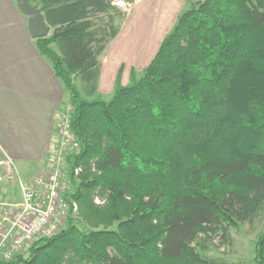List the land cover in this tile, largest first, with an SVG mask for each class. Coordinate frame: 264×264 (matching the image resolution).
I'll return each mask as SVG.
<instances>
[{
	"label": "trees",
	"instance_id": "16d2710c",
	"mask_svg": "<svg viewBox=\"0 0 264 264\" xmlns=\"http://www.w3.org/2000/svg\"><path fill=\"white\" fill-rule=\"evenodd\" d=\"M26 1L50 26L35 45L71 104L77 213L0 264H229L209 253L213 237L264 205V0L190 2L106 100L96 80L119 30L112 0ZM253 264H264V229Z\"/></svg>",
	"mask_w": 264,
	"mask_h": 264
},
{
	"label": "crops",
	"instance_id": "0c3cea01",
	"mask_svg": "<svg viewBox=\"0 0 264 264\" xmlns=\"http://www.w3.org/2000/svg\"><path fill=\"white\" fill-rule=\"evenodd\" d=\"M121 27L120 23L118 33L98 56L97 95L113 91L117 79L127 84L124 81L130 79L134 61L144 55L137 51L132 60L123 57L127 45L117 50L110 46ZM66 97L51 63L35 45L27 17L15 0H0V158L12 159L22 179L28 180L48 168L58 112ZM13 182V200L18 202L20 193L17 182ZM0 192L9 197L11 189L0 184Z\"/></svg>",
	"mask_w": 264,
	"mask_h": 264
},
{
	"label": "built area",
	"instance_id": "2783aa9c",
	"mask_svg": "<svg viewBox=\"0 0 264 264\" xmlns=\"http://www.w3.org/2000/svg\"><path fill=\"white\" fill-rule=\"evenodd\" d=\"M116 6L124 0H113ZM56 131L59 142L46 170L24 180L13 160L0 158V182L16 181L20 193L17 203L0 200V258L10 260L14 254H23L39 238L58 232L69 215L77 213V203L68 195L72 191L71 174L67 168V155L79 151L68 114L58 120ZM81 166L73 169L77 179ZM95 203L103 199L95 197Z\"/></svg>",
	"mask_w": 264,
	"mask_h": 264
},
{
	"label": "rangeland",
	"instance_id": "374dc122",
	"mask_svg": "<svg viewBox=\"0 0 264 264\" xmlns=\"http://www.w3.org/2000/svg\"><path fill=\"white\" fill-rule=\"evenodd\" d=\"M192 1L195 0H130L124 1L125 4L122 6L113 5L115 6L112 12L114 22L116 25L121 23L122 27L110 46L117 50L118 46L127 45L128 50H125L124 55H121L123 57H131L130 59L132 60H134L132 56L137 51H141L144 54L142 58L134 61L132 71L136 76L141 74L144 66L153 57L162 37L169 31L177 15L186 9ZM97 19L104 20L105 16L100 15ZM115 53L116 57H118L119 53L117 51ZM126 73L128 77L129 71L127 70ZM74 82L81 96L87 97L88 94L85 91L86 80L82 76H78L74 78ZM124 82L129 83L130 79ZM112 92L110 90L104 93L100 92L98 96L106 100L111 96ZM70 110L71 104L67 93V97L59 109L57 121L63 114L69 115ZM58 142L59 136L57 131H55L48 160L46 161L48 166L56 152ZM0 184L5 186V188L11 189L9 197L2 195L0 192V200L17 203L13 200L14 195L12 194L15 188L14 182L5 180L4 183L1 182ZM14 193L15 195L18 194L16 191ZM77 224L80 225L79 223ZM263 229L264 205L252 222L238 223L236 227L229 229V235L224 238H221L220 235H215L212 242L217 247L211 246L209 253L225 258L229 264H253L256 236ZM27 250L23 253L24 256L28 254Z\"/></svg>",
	"mask_w": 264,
	"mask_h": 264
},
{
	"label": "water",
	"instance_id": "95a60500",
	"mask_svg": "<svg viewBox=\"0 0 264 264\" xmlns=\"http://www.w3.org/2000/svg\"><path fill=\"white\" fill-rule=\"evenodd\" d=\"M19 10L27 17L28 30L32 37L39 38L49 34L50 26L46 23L41 9L26 0H15Z\"/></svg>",
	"mask_w": 264,
	"mask_h": 264
}]
</instances>
